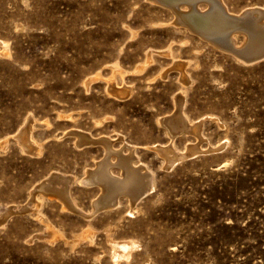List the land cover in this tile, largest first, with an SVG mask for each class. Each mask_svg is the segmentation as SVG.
Returning <instances> with one entry per match:
<instances>
[{
    "label": "rangeland",
    "instance_id": "rangeland-1",
    "mask_svg": "<svg viewBox=\"0 0 264 264\" xmlns=\"http://www.w3.org/2000/svg\"><path fill=\"white\" fill-rule=\"evenodd\" d=\"M233 56L152 0H0V264H264V58ZM121 153L151 189L88 218Z\"/></svg>",
    "mask_w": 264,
    "mask_h": 264
},
{
    "label": "bare ground",
    "instance_id": "bare-ground-1",
    "mask_svg": "<svg viewBox=\"0 0 264 264\" xmlns=\"http://www.w3.org/2000/svg\"><path fill=\"white\" fill-rule=\"evenodd\" d=\"M152 1H155V2H157L163 6H166L169 9H171L172 12L176 14L177 19L180 23H183L185 26L196 31L202 37L208 38V40H210V42H213L218 47H220L222 50L233 53L237 57L236 59H239V61H241L242 63L250 64V63H253L255 61L260 60L261 58L262 59L264 58V27H263L264 25L260 26L262 24L258 25V23L256 21L252 20L251 18H253V17L250 16L251 15L250 13H244L242 16H234V15L230 14V12L228 13L226 10H224L221 5H217V6L215 5L213 8L210 7L206 12H199L198 11V5L201 3L210 4L209 0H152ZM180 5L186 6L187 10L186 11L179 10ZM252 11H253V9H252ZM237 15H239V14H237ZM190 17H192L190 19L191 21L189 20ZM206 30L208 32L205 33L204 31H206ZM237 33H242V34L248 33L250 35L249 39L247 41H245L246 42L245 46L243 45V47H238V48H236L234 46L233 35L234 34L237 35ZM235 56H233V57H235ZM177 112H178V110H177ZM179 120L182 122V123L180 122L181 123L180 128L182 127L184 129V131L186 132L187 131V129H186L187 123L184 121V119L182 117L181 118L179 117ZM201 121L202 120H200V122ZM198 123H199V121H198ZM169 131H170L169 133L171 136L175 135V132H173L171 129ZM181 131H182V129H181ZM191 131H192V129H191ZM195 131H196V129H195ZM197 138H198V136H197ZM172 140H173V138H172ZM172 140L170 139V141H172ZM106 141L108 144L109 143L108 140H106ZM110 146L111 145H109V147ZM128 148H129V151L130 150L133 151L131 147L127 146V149ZM159 150H160V148H159ZM163 150H165V149H163ZM188 150H189V148H188ZM120 152H121V150H120ZM201 152H203V151H201ZM186 153H188V151ZM122 154L123 153L118 155L119 161L115 164H118L119 167H122L124 169V174H123L124 181H116V179H113L112 177H110L108 175V168L109 167L111 168L110 165H112L108 161V158H106L102 162H100V163H102V170L101 171H94L93 170L91 172V174H89L87 177L84 178V180H82L83 181L82 183H85L86 185L97 183L99 186H101L104 189L105 192H107L109 194L106 199L102 198L100 195V197H97L95 200L92 201L93 210H92V212H90L88 214V218H89V216H93L94 214H97L99 211H103V210H106V209H109V208H112L113 206H115L114 203L116 202V196L119 193L126 191V190H120V188L127 189V191L130 188H132V189L135 188L136 189V195L132 196L133 201H135L137 198H140L141 196L146 194L151 189V184H152L151 175L145 174V175H142L139 178V180H136L135 176L138 175V171H137L136 167H133L134 165L133 166L131 165V163L133 162L134 156L127 158V157L122 156ZM183 155H184V152H183ZM171 156L173 159V155H171ZM170 159H171V157H170ZM171 162H173V161H171ZM100 163H98L99 166H100ZM104 169H107L106 170L107 173L105 175L102 174V171ZM105 178H107V180ZM133 179H134V181H133ZM59 180H62V182L64 181L65 183H63V187L61 186V188L57 190L58 195L65 198V200L69 204L70 208L72 210H74L75 208L73 207L72 203L68 200L69 186H66L67 183L69 185V183L72 179L67 178V180H65V178H60ZM128 181H133V185L128 183ZM109 197H113L111 199V201H107V199ZM77 213H79V212H77ZM79 214H81V213H79ZM81 215H84L87 217V215H85V214H81Z\"/></svg>",
    "mask_w": 264,
    "mask_h": 264
},
{
    "label": "water",
    "instance_id": "water-1",
    "mask_svg": "<svg viewBox=\"0 0 264 264\" xmlns=\"http://www.w3.org/2000/svg\"><path fill=\"white\" fill-rule=\"evenodd\" d=\"M231 53V52H230ZM231 54H233V53H231ZM234 55V54H233ZM235 56V55H234ZM22 213H24L23 211H22Z\"/></svg>",
    "mask_w": 264,
    "mask_h": 264
}]
</instances>
